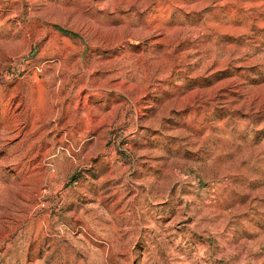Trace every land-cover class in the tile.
<instances>
[{
	"label": "rangeland",
	"instance_id": "rangeland-1",
	"mask_svg": "<svg viewBox=\"0 0 264 264\" xmlns=\"http://www.w3.org/2000/svg\"><path fill=\"white\" fill-rule=\"evenodd\" d=\"M0 264H264V0H0Z\"/></svg>",
	"mask_w": 264,
	"mask_h": 264
},
{
	"label": "bare ground",
	"instance_id": "bare-ground-1",
	"mask_svg": "<svg viewBox=\"0 0 264 264\" xmlns=\"http://www.w3.org/2000/svg\"><path fill=\"white\" fill-rule=\"evenodd\" d=\"M54 112H55V111H54ZM52 117H53V116H52ZM224 226H225V225H224ZM224 226H223V227H224ZM223 227H222V228H223ZM214 230H215V229H214Z\"/></svg>",
	"mask_w": 264,
	"mask_h": 264
}]
</instances>
